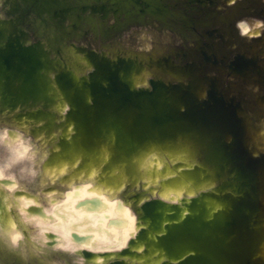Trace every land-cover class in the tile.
Here are the masks:
<instances>
[{
    "label": "bare ground",
    "instance_id": "obj_1",
    "mask_svg": "<svg viewBox=\"0 0 264 264\" xmlns=\"http://www.w3.org/2000/svg\"><path fill=\"white\" fill-rule=\"evenodd\" d=\"M180 1L0 0L1 139L40 155L32 182L0 161V264H264V106Z\"/></svg>",
    "mask_w": 264,
    "mask_h": 264
},
{
    "label": "rangeland",
    "instance_id": "obj_2",
    "mask_svg": "<svg viewBox=\"0 0 264 264\" xmlns=\"http://www.w3.org/2000/svg\"><path fill=\"white\" fill-rule=\"evenodd\" d=\"M96 6V3H90L83 5L82 8L98 12ZM150 6L151 4L146 5L147 8ZM170 6L172 4L167 3L160 10L167 11L165 7ZM184 6L183 9L187 14L209 10L214 19L213 25L197 34L202 35L203 38L199 52L215 75H218L223 83H229V87H233L235 92L249 96L255 104L264 106V103L259 101L258 94L259 86L264 87V0H188ZM120 10L121 8L116 3L111 4L108 9L112 13L124 14ZM141 11L147 13L146 9ZM242 15L249 25L246 30L240 26L242 20L239 17ZM106 16L103 15V17ZM255 24H259V28L254 27ZM193 31L195 32V29ZM240 46L246 49L249 59H255L258 63V67L250 63L251 71L247 73H242V70L235 66ZM21 135L28 142L27 144H30V152L35 155L31 154L29 157L12 162L10 146L1 139L3 136L0 134V161L4 164L12 162L8 169L10 173L16 172L31 181V178L37 177V173L40 172L37 166V160L40 157L37 153L38 143L26 133Z\"/></svg>",
    "mask_w": 264,
    "mask_h": 264
}]
</instances>
